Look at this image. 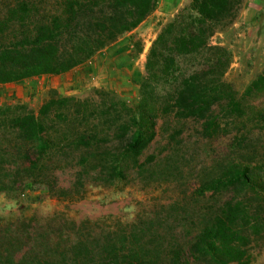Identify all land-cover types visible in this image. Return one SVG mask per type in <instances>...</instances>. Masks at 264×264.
Returning <instances> with one entry per match:
<instances>
[{"label":"trees","instance_id":"trees-1","mask_svg":"<svg viewBox=\"0 0 264 264\" xmlns=\"http://www.w3.org/2000/svg\"><path fill=\"white\" fill-rule=\"evenodd\" d=\"M244 1L180 8L154 40L132 103L109 93L100 105L57 97L40 115L0 118V192L74 202L89 186L133 177L183 187L131 221H77L58 210L0 221V264L250 263L253 243L264 241V70L237 91L225 77L231 52L211 42ZM158 4L0 0V84L85 64ZM160 120L164 148L149 152ZM65 174L73 180L62 186Z\"/></svg>","mask_w":264,"mask_h":264},{"label":"rangeland","instance_id":"rangeland-1","mask_svg":"<svg viewBox=\"0 0 264 264\" xmlns=\"http://www.w3.org/2000/svg\"><path fill=\"white\" fill-rule=\"evenodd\" d=\"M191 0H159L157 8L136 28L120 36L83 65L54 76L18 81L12 85L0 84V118L14 113L34 112L40 115L42 106L51 98L76 97L100 105L106 93L118 95L132 103L146 75L149 51L162 27L170 22L180 8ZM212 44L226 47L232 54L231 65L225 75L237 91L245 88L264 70V0H245L230 25L219 29L211 38ZM62 90V92H61ZM158 125V142L149 152L161 153L166 138ZM195 125H186L187 133ZM195 138L189 147L196 148ZM73 176H61L60 184L67 186ZM128 184L112 187H91L84 199L59 202L43 198L36 192L15 194L0 192V221L45 215L55 210L64 211L77 221L115 220L131 221L136 214L150 210L154 204H170L181 180L168 182H138L133 177ZM161 184V185H160ZM177 186V187H175ZM158 199V200H157ZM249 264H264V241L253 243Z\"/></svg>","mask_w":264,"mask_h":264},{"label":"crops","instance_id":"crops-1","mask_svg":"<svg viewBox=\"0 0 264 264\" xmlns=\"http://www.w3.org/2000/svg\"><path fill=\"white\" fill-rule=\"evenodd\" d=\"M67 73V72H66ZM46 75H51V76H54V75H56V74H44V75H40V76H36V77H32V78H30V80L31 79H38L37 77H43V76H46ZM28 80H29V78H27ZM27 79H25V80H23V81H27ZM14 83H17V82H8V83H1V84H6V85H12V84H14ZM61 92H62V90H61Z\"/></svg>","mask_w":264,"mask_h":264}]
</instances>
